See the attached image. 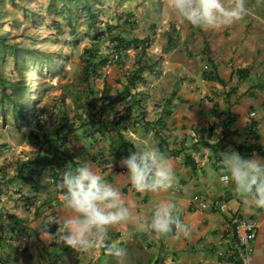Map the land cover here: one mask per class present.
<instances>
[{
  "label": "crops",
  "instance_id": "crops-1",
  "mask_svg": "<svg viewBox=\"0 0 264 264\" xmlns=\"http://www.w3.org/2000/svg\"><path fill=\"white\" fill-rule=\"evenodd\" d=\"M224 3L231 6L234 0ZM245 3L248 14L244 19L218 30L192 27L174 15L173 21L181 25L172 23L173 29L178 28L172 29L175 37L172 43L168 42L172 51H164L163 60L153 61V70L144 73L145 82L139 90L145 92L148 88L151 92L154 103L149 110L155 117H146L144 113L145 119L140 120L143 116L136 118L133 114L124 126V133L133 142L130 153L156 147L168 158L178 176L174 189L137 193L129 182L127 168L121 163L127 156L118 161L106 160L105 140L87 149L88 140L81 134L76 137L80 145L70 154L79 161L90 162L114 184L135 205L143 221L150 220L158 203L169 201L176 203L182 221L190 227L188 237L177 235L175 230L161 236L131 225L113 227L110 242L128 250L129 264H239L218 255L219 250L226 248L229 214L219 212L213 205L215 201L228 202L235 211L257 222L258 235L250 264H264V208L246 203L230 183L219 180L223 174L220 171L223 154L233 150L240 153V147L254 145L261 151L253 152L249 158L264 157V0H245ZM131 70L123 73V82ZM173 73L178 74L177 90L172 88ZM252 112L256 113L253 118ZM160 118L163 121L157 122L155 128L144 124ZM253 125L257 127V135L250 132ZM99 136L100 133L95 134ZM51 187L45 200H52V208L42 209L44 212L37 216L40 230L48 215L67 214L59 190L56 185ZM204 200L212 206L201 210L198 204ZM32 212L36 216V211ZM56 227L51 224L47 232H34L37 239L41 237L50 244L41 256L43 264H115L102 246L77 252L64 245L54 236ZM13 254V260L18 261L15 258L19 257L22 263L25 254ZM36 260L30 253L26 264Z\"/></svg>",
  "mask_w": 264,
  "mask_h": 264
},
{
  "label": "rangeland",
  "instance_id": "rangeland-1",
  "mask_svg": "<svg viewBox=\"0 0 264 264\" xmlns=\"http://www.w3.org/2000/svg\"><path fill=\"white\" fill-rule=\"evenodd\" d=\"M101 1H103L105 9V13L100 16L102 20L116 23L121 20V13H123L122 16H127L128 12H133L135 14V25H122V32L129 38L144 39L148 37L150 39L149 58L151 57L152 62L155 61L156 63L163 60L162 53L167 50L165 47L168 45L170 33H172V23L175 26L180 24V22L173 21L175 14L169 6V0ZM121 1H123V4L119 5ZM50 3V0H0V33L6 36L8 43H18L20 49L27 51L25 53L21 50L18 52L19 55H22L19 59L25 61L22 64V70L15 69L13 59L3 65L2 69L10 78H24L25 81L30 83L29 90L35 91L33 116L42 120L45 125V128L39 132L41 136L44 135V132L53 133L57 129L64 112L71 117L80 112L75 96L79 95L81 90L84 89L89 94L88 85H83L80 82L82 67L79 57L83 46L89 44L90 41L83 38L78 45L67 44L71 38L66 30L64 34H60L56 32V28L53 26V21L59 20L60 16L54 15ZM179 35L180 33L178 34L180 40L181 35ZM107 46L108 42L105 41L102 50L109 55L111 52L108 51ZM37 51L51 55L50 57L53 60L61 54L66 55L68 59L64 62L63 67L52 68L54 72L48 73L42 64V54L36 56L35 60H30L33 54L38 53ZM11 56L12 54H9L8 58ZM137 58V51L132 49L120 62L123 65L122 68H119L120 63H113L104 68L106 77L112 84V96H115L118 89H121L123 85L117 82V79H120L121 82L124 81L123 73L133 69ZM37 65H39L38 68ZM37 69L41 71V74L38 75ZM161 69H163L162 66ZM120 70L121 72H119ZM182 74L185 75V73ZM171 77L172 88L177 90L175 79L178 78V74L173 73ZM91 82L92 89L96 92L95 100L94 98L90 99L91 105L98 107L97 103L99 102L107 103L106 99L101 98L104 87L103 79H91ZM146 89L143 92L146 101L144 105L147 109L145 116L154 118L155 115L149 110V107L153 106L154 100L151 92L148 88ZM87 102L83 98L81 103L87 105ZM116 111L122 113L123 104L116 105ZM2 113L0 106V234L4 238L3 242L0 240V264H26L28 262L26 258L30 253L33 259H37L31 264H43L41 260L44 258H41V256L44 255L45 248L47 249L50 244H46V240L41 237L39 239L35 237L36 234L43 233L44 230H40L41 222L38 221V217L32 211H36L37 206L40 207V211L48 209L46 206H42L41 201L45 200L47 195L45 186L50 189L53 184L52 178H47L45 174L39 178L44 187L39 192L40 200L35 208H31L26 204L25 197L29 195V188H18V185L9 182L20 164L35 153L36 147L27 138V135L31 131L38 130V126L35 118L27 123H22L16 121L11 114L5 117ZM134 117H137V115L134 114ZM141 119L144 120V116ZM76 137H69L65 148L67 152L71 153L74 147H79V140ZM18 189H21V192H17ZM10 215H16L20 219L19 221L22 222V225L19 226L22 228L21 232H12V227L15 224ZM43 222L44 220L42 224ZM32 249L34 252H32ZM14 252L25 254L22 263L19 262V257L15 258L18 261L13 260Z\"/></svg>",
  "mask_w": 264,
  "mask_h": 264
},
{
  "label": "trees",
  "instance_id": "trees-1",
  "mask_svg": "<svg viewBox=\"0 0 264 264\" xmlns=\"http://www.w3.org/2000/svg\"><path fill=\"white\" fill-rule=\"evenodd\" d=\"M50 1V7L54 11V15L60 16L59 20L53 21V26L56 28V32L60 34H64L66 30L71 38L67 44L78 45L83 38H87L90 41L89 44L83 46L79 57L82 67L80 82L83 85H88L89 94L86 93V90H81L79 95L75 96L80 112L72 117L64 112L57 129L53 133L44 132V135L41 136L39 132L45 128V125L42 120L33 116L36 98L35 91L29 90L30 83L25 81L24 78H10L2 69L3 65L13 59L15 69L22 70V64L25 61L19 59L22 55H19L18 52L20 50L23 53L27 51L20 49V44L18 43H8L6 36L0 33V106L3 111L2 115L7 117L11 114L16 121L22 123H27L32 118H35L38 126V130L31 131L27 135V138L36 147L35 153L20 164L15 175L9 180L14 185H18V188H29V195H26L25 200L26 204L31 208H35L40 200L39 192L44 186L39 178L43 174L47 178H52V185L57 187V183L60 181L64 171L68 167H75L81 162L65 150L70 136L76 137L81 134L83 138L88 140L87 149L95 148L98 142L105 140L107 144L106 160L118 161L122 157L129 155L134 146L133 142L125 135L124 126L132 118L133 114H136V118H138L145 113L144 104L146 101L144 93L139 90V87L145 82L144 73L153 70L155 67L148 53L150 39L148 37L144 39L129 38L122 32V25H135V14L133 12H128L127 16H122L123 13H121V20L111 23L100 18L105 13L103 1L101 0ZM122 4L123 1L119 3V5ZM173 30L176 31V27ZM174 37L170 33V43H172ZM105 41L108 42L107 48L111 55L114 52L120 54V58L115 61L116 63L122 62L129 50L133 49L138 54L133 69L125 75V82L117 79V82L123 85L121 89H118L115 96L111 95L112 84L108 83L104 72V68L112 64L110 54L108 55L102 50V45ZM172 48L168 45L166 46L168 50ZM37 52L36 55L33 54L30 60H35L36 56L42 54V64L48 73L54 72L52 68L63 67L64 62L68 59L66 55L61 54L53 60L50 57L51 55ZM9 54H12L10 58H8ZM122 67L123 65L120 63L119 68ZM36 72L38 75L41 74L38 69ZM91 79L104 80L101 98L106 99L107 103L99 102L97 103L98 107L91 105L90 102V99L94 98L95 100L96 98V92L93 91L91 86ZM83 98L88 101L87 105L81 103ZM118 104H123L122 113L116 111V105ZM162 121L163 119L160 118L157 121H146L144 124L148 128H152L157 122L161 123ZM97 133H100L99 138L95 137ZM255 151L260 152L261 149L254 145L240 147V154L244 158H249ZM45 188L48 193V187L45 186ZM17 192H21V189H18ZM51 202L52 200L49 198L41 201V204L47 208H52ZM39 214L40 207L37 206L36 216ZM10 218L15 224L12 227V232L21 230L19 228L22 225V222L19 221L20 219L16 215H10ZM0 240L4 241L1 234Z\"/></svg>",
  "mask_w": 264,
  "mask_h": 264
},
{
  "label": "clouds",
  "instance_id": "clouds-1",
  "mask_svg": "<svg viewBox=\"0 0 264 264\" xmlns=\"http://www.w3.org/2000/svg\"><path fill=\"white\" fill-rule=\"evenodd\" d=\"M169 6L176 17L205 31L226 28L248 14L245 0H234L231 6H226L224 0H169ZM115 53L110 57L112 64L120 58L119 54L114 60ZM255 115L252 112L251 118ZM256 129L253 125L250 132L257 135ZM121 163L127 168L129 182L137 193L169 191L178 184V176L168 158L156 147L131 152ZM220 171L223 173L219 176L222 183H230L246 203L264 208V157L244 158L233 150L222 155ZM57 189L67 214L61 217L48 215L42 227L47 232L49 225L56 224L54 236L77 252L102 246L115 264H129L128 250L110 242V231L118 225H131L161 236L174 230L177 235H190V227L182 221L176 203H158L150 220L145 222L135 205L129 203L121 191L87 160L68 167L57 183Z\"/></svg>",
  "mask_w": 264,
  "mask_h": 264
},
{
  "label": "built area",
  "instance_id": "built-area-1",
  "mask_svg": "<svg viewBox=\"0 0 264 264\" xmlns=\"http://www.w3.org/2000/svg\"><path fill=\"white\" fill-rule=\"evenodd\" d=\"M119 58V53L114 54V60ZM201 210L209 209L212 204L207 201L199 202ZM214 207L223 213L229 214L226 222L227 234L225 238V250H219L218 255L224 258L237 260L239 264H250L255 251V241L258 235V224L252 219H248L227 202L215 201Z\"/></svg>",
  "mask_w": 264,
  "mask_h": 264
}]
</instances>
